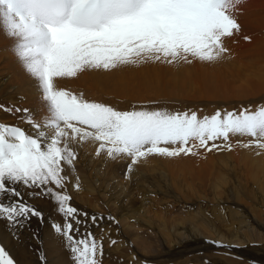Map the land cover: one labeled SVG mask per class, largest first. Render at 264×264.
Instances as JSON below:
<instances>
[{
	"label": "snow or ice",
	"instance_id": "1",
	"mask_svg": "<svg viewBox=\"0 0 264 264\" xmlns=\"http://www.w3.org/2000/svg\"><path fill=\"white\" fill-rule=\"evenodd\" d=\"M242 2L0 0V31L15 41L11 51L36 81L47 112L36 120L28 109L0 105L4 112L21 113L17 119L32 128L29 133L0 122V219L8 221L14 237L30 217L42 216L27 201L14 199L22 197L16 186L39 189L28 195L51 198L64 215V226L53 224V228L68 242L75 264H98L102 246L91 232L79 240L71 235L79 229H73L67 219H76L78 210L69 204L71 198L65 192L51 187L63 188L62 163L71 166L76 159L72 142H98L96 154L106 153L111 160L130 158L129 173L153 155H195L188 146L191 140L211 151L215 145L208 147L209 141L249 136L255 147L264 149V106L239 114L218 111L202 119L195 113L120 112L55 86L57 78H74L91 69L161 60L191 62L188 57L213 62L227 51L224 38L239 31L231 13ZM96 219L92 217L94 223ZM76 223L81 221L76 219ZM40 256L47 264L43 252ZM0 264H15L3 246Z\"/></svg>",
	"mask_w": 264,
	"mask_h": 264
},
{
	"label": "rangeland",
	"instance_id": "2",
	"mask_svg": "<svg viewBox=\"0 0 264 264\" xmlns=\"http://www.w3.org/2000/svg\"><path fill=\"white\" fill-rule=\"evenodd\" d=\"M248 38L255 44V36L248 34ZM242 41L244 40L239 37L236 38V36H234L233 39H231V37H226L223 40V45L227 51L219 58L215 70L210 72L207 76L209 78L214 74L220 75L219 79L226 86L228 84L230 87V89H227V98H213L212 100L206 98H192L194 94L192 91L196 88L191 84V86H189V82H192L193 84L195 81H191L190 78H184L189 76L188 74L182 76L179 82L181 84L187 83L183 86V91L185 93L181 92L182 88L180 85H170L171 82L169 83V81L172 80H170V78L174 76L170 77L168 73L162 72L158 75V78H150L151 71L149 70V66L156 61L143 63L147 65L145 67H148V69L139 71L138 73H143L144 75L138 73L134 75V71L136 72V65H122L111 70L91 69L80 72L76 76L79 81L78 83L72 82L74 80L73 78H65V80L71 82L66 84L63 81L64 78H57L55 80V86L57 89L67 90L77 96H82L86 101L100 103L120 112L161 111L169 114L188 113L189 115L195 113L200 119L206 116L210 117L218 111L222 114L226 112H235L239 114L240 111L245 109L250 112H255L258 106H264V68L260 70L258 69V71L251 72L250 74L248 67L250 68L252 66L251 62L248 61L246 57L237 60L239 57L238 54L242 55L238 50H240L241 47L245 48L246 46ZM14 42L13 39L5 36L3 31H0V73L9 72L8 77H10L12 71H20L16 82H6V75L4 76L6 78L3 82V78H1L2 75L0 74V105L28 109L36 119V117L43 115V111L47 113L46 108L41 101L36 81L25 72L16 56L11 51ZM239 46L240 48L238 49ZM226 54H228V57L226 56L227 58L224 57ZM233 55H237V58ZM5 58L14 60L18 67L17 70H14L10 63H6ZM230 58L232 60H229ZM188 60L193 64L197 63L193 57H188ZM161 61L163 67H165L167 63L163 60ZM240 63L247 65V70H244ZM134 66L135 70L133 68ZM179 66H181V64L176 63L174 69L176 70V75L180 73L183 74L184 72L185 66ZM113 71L124 73L121 81L115 86V90L118 88L122 90L116 91V93H114V90L109 89L112 85H104L92 78L93 75H96L99 72H103L106 76H109ZM243 75H245V77ZM259 75H261V77H259ZM131 76H135V78L129 79ZM245 78L253 79V82L255 83V87L253 86V83L250 84L253 89L248 92H243L242 89L241 81L246 80ZM254 78L256 80H254ZM257 81H259V83ZM249 88L250 87H248V89ZM254 88L256 89L254 90ZM172 89L178 91H173ZM257 89L259 90L257 91ZM34 90L38 91V94H35ZM16 91L18 92L16 97L17 100L12 102L9 98L12 96L10 94H13V92ZM256 92H259L260 94H257ZM241 95L246 98L241 99L236 97ZM34 97H38V99L35 100ZM8 101L11 102L9 103ZM0 113L4 114L7 112L0 110ZM15 114L19 115L20 113ZM11 125H18L26 132L27 130L32 129L29 124L23 123L20 119L16 120ZM29 133H31V131ZM244 144H251L253 146L244 147ZM254 144L255 142L253 141V138L249 136L230 135L227 142L223 139L209 141L208 147L215 145V147H212L211 151H208L207 147H200L198 141L195 140L189 141L188 146L192 147L193 152H215L219 153L218 155L230 151H237L238 153L250 152L254 154L264 150L255 147ZM75 145L77 148H74V151L77 156L76 159L72 161L71 166L62 163L64 169L62 175L65 177L63 188L56 189L55 186L51 187H53L55 191L65 192L71 198L69 204L78 210L76 219L81 221L80 224L76 223V219H67V222L72 223L73 229H79L78 232L73 231L71 235L76 240H79L88 232H91L95 240L102 246V255L97 257L98 264H195L196 262L199 264H207L210 260H214L216 257H226L229 259L227 264H264V198H262V194L258 192L263 173L257 168L256 164L253 165L256 162L247 161L239 156L234 159H228L229 161L226 160L228 166H233L234 169L236 168V172L229 171L231 169L227 168V178H229L230 185L232 183L233 185L235 184L233 187L236 188L238 197L240 198L238 200L242 203L238 202V204H236L234 198H232L229 201L225 200L224 202L226 203L220 199L219 202L215 201L211 204L209 199L204 200V196L201 193L204 191L208 194L207 197H209L210 190L208 186H204V190L201 189V192L199 191L200 198H194V201L192 202L189 200L185 202L180 199V196L176 193L178 190L176 192L171 190L170 184L174 183L177 186H185L182 178L186 176V180L191 181L192 179L189 174L186 175L185 171H181L180 169L170 170L169 166L179 163L177 161L171 162L173 157H165L167 159H163L161 156H150L147 159L150 163L148 165H151L152 168L150 166L144 168L145 163H140L141 167H139V169H142V171H138V174L132 176L133 172L136 170L131 173L128 172L129 165L131 164V162H129L131 159L127 162L128 157L111 160L107 157L106 153L97 155L98 142L91 140L83 143L75 142ZM161 146L168 148L177 147L173 145ZM71 147L73 149V146ZM183 155L184 154L176 156V158ZM214 164L215 162L212 163V168L208 167L209 170L219 173L216 165H223L218 162L216 165ZM234 164L238 165L234 166ZM87 166H89L88 169ZM246 169H248L247 174ZM180 174H182V176ZM235 175H240L238 183L236 182L237 179ZM90 177H98L100 182L94 183L90 180ZM190 183L194 184L196 187V182L192 181ZM121 184H123V187L126 189L123 192L120 190ZM16 187L22 193V197L14 199L27 201V203L33 206L38 212L42 213V216L30 217L22 228L17 229L15 237L9 229L8 221L6 219H0V246H3L9 252L14 259L15 264H20L21 262L23 264H43L40 256L41 252H43L47 264H75L72 258V253L68 247V242L62 235H58L53 228V224H58L63 227L66 223L64 215L57 211V205L55 202L47 196L30 197L28 195L29 192L40 191L39 189H29L22 185H17ZM248 190H252V192L256 191L255 196H259L260 199H263L256 212H254L253 207V205L256 204L250 200ZM245 198L247 200H245ZM149 199H153L152 209L146 208L147 205H145ZM5 202H7V198H5ZM90 203H93L92 206ZM233 203H235V205ZM200 208L206 213V216L213 212L211 211V208L220 209L224 214H219L226 218L228 217L227 214H229L230 210L238 212V215H244L245 213V219L251 218L249 216L251 212H254V214H260L256 215L257 217L253 214V217L255 218V226L253 228L254 231L257 232L255 233V239L252 240L257 242L252 243L250 246L253 247V253L251 250L245 249L244 246L227 242V236L229 232L231 233V227H227V229L225 226H221L217 219V217L220 218V216L217 215L216 212V216L213 215L212 217L206 218L204 213H201L200 216L204 217L214 225V231L218 230L219 233H223L226 241L216 239L213 232L210 234H204L202 229L199 228L200 225L199 222H197L199 220V218H197L198 216H196L195 219H189V216H195L196 212L199 213ZM208 209L211 211L210 213ZM188 211H190L191 214L187 213ZM85 213L87 215H84ZM122 215H126L129 218L124 219L125 217ZM93 216L97 218L95 223L92 220ZM187 220L189 223L185 222ZM247 220L253 225L251 221L252 219ZM181 222L184 223L183 226H185V224L186 226L190 225L192 228L191 230L197 237L185 240L183 236V242L181 239V233L174 230L177 223ZM126 225H128L129 230ZM234 229L236 231L235 227ZM138 240L144 241L145 244L141 247L136 246ZM113 241H115V243H112ZM253 244L254 246H252ZM16 248L18 250H16ZM22 249V261L20 260L18 262L17 251ZM168 252L172 254L165 255ZM230 259L235 262L230 261ZM217 263L219 264L220 261H217ZM221 264H223L222 261Z\"/></svg>",
	"mask_w": 264,
	"mask_h": 264
},
{
	"label": "bare ground",
	"instance_id": "3",
	"mask_svg": "<svg viewBox=\"0 0 264 264\" xmlns=\"http://www.w3.org/2000/svg\"><path fill=\"white\" fill-rule=\"evenodd\" d=\"M234 17V19L237 21V23L239 24V31L238 32H234V34L231 36V39L234 38V36H236V38H240V39H243L244 41H242V43H244L246 46L245 48L241 47L240 46L238 47V49L240 48V50H238L242 55L238 54L239 57L237 58V60H241L243 58H247L248 61L251 62V69L243 64V63H240L241 67L244 68V70H247V67L248 69L250 70V74L251 72H254V71H258V69H263L264 68V0H243V2L239 5L236 6L235 10L231 13ZM248 34H251L253 36L256 37V42L255 44L248 38ZM225 39V38H224ZM243 48V49H242ZM236 49V48H235ZM237 51V52H238ZM244 55V56H243ZM228 57V54H226L224 57L227 58ZM230 56V55H229ZM2 57V56H1ZM233 58V57H231ZM229 59V60H232V59ZM235 58V59H236ZM6 60V63H10L11 67L14 69V70H17V65L16 63L14 62V60L12 59H7L5 58ZM11 60V61H10ZM197 61L196 64H193L191 62H184V61H181L179 62V64H181V66H185L184 67V72L183 74L180 73V74H177L176 75V70L175 67H176V63H167V65L165 67H163V63L162 61H156V62H153L151 63V65L149 66V70L151 71L150 72V78H158V75H160L162 72H165V73H168L169 76H174L172 78H170L171 81H169L170 85H180L181 86V92L185 93L183 91V86H185L187 83H179L180 80H181V77L188 74L189 76H186L184 78H190L191 81H195L193 84L192 82H189V86H193L195 87L196 89L193 90L192 92L194 93L192 98H206V99H210L212 100L213 98H227V89H230L229 85L227 84V86L219 79L220 78V75L219 74H214L213 76L211 77H207L210 72H212L213 70H215L217 64H218V60H215L213 62H201L200 60L198 59H195ZM228 60V59H227ZM228 60V61H229ZM233 63V62H232ZM14 65V66H13ZM147 66L146 64H143V63H140V64H136V72L134 71V75H136L139 71H144L146 69H148V67H145ZM179 66V67H181ZM134 70H135V66L133 67ZM1 69V67H0ZM5 69V68H4ZM10 69V68H9ZM20 69V68H19ZM18 69V70H19ZM2 71V70H1ZM263 71V70H262ZM17 72V74H16ZM247 72V71H246ZM9 73V72H8ZM8 73H0L2 75L1 78H3V82L5 81V78L4 77L5 75L7 76V80L6 82H9V81H14L16 82L17 80V76H19V73L20 71H12L10 77H8ZM238 73V72H237ZM240 73H241V70H240ZM248 73V72H247ZM261 73V72H260ZM140 75H144L143 73H138ZM201 74V76H200ZM256 74V73H255ZM262 74V73H261ZM124 75V73H121V72H116V71H113L111 72V74L109 76H106L103 72H99L98 74L96 75H93L92 78L96 81H99L100 83H103L104 85H107V84H110L112 85L111 90H114V93H116V91H121L122 89L118 88L115 90V86L119 83V81H121V78H123L122 76ZM176 75V76H175ZM247 75V74H246ZM245 77V75H243ZM259 77H261V75H259ZM135 78V76H131L129 79H133ZM175 78V79H174ZM242 78V77H241ZM251 78V77H250ZM74 80L72 82H75V83H78V79L77 77H74L73 78ZM86 79V78H84ZM246 79V78H245ZM240 80V79H239ZM254 80H256L254 78ZM259 80H263V79H259ZM1 81V83H2ZM64 83L66 84H69L71 83L70 81H67L65 80V78L63 79ZM234 81V80H233ZM242 82V89H243V92L245 91H249L253 88H251L250 84L253 83V86L255 87V83L253 82V79H246V80H243L241 81ZM259 83V81H257ZM256 82V84H257ZM262 82V81H261ZM18 83V82H17ZM263 83V82H262ZM15 84V83H14ZM13 84V85H14ZM98 84V83H97ZM191 84V85H190ZM195 85V86H194ZM234 86V84H233ZM6 87V86H5ZM248 87H250L248 89ZM7 88V87H6ZM257 88V87H256ZM254 88V90L256 89ZM261 88V87H259ZM11 90V88H10ZM108 90V88H107ZM173 91H178V90H174L172 89ZM180 90V89H179ZM259 89H257L258 91ZM261 90V89H260ZM9 91V90H8ZM26 91V90H25ZM29 91V90H27ZM33 91V90H32ZM263 91V90H261ZM31 92V91H30ZM29 93V92H28ZM34 93L35 94H38V91H35L34 90ZM257 93V92H256ZM7 94V93H6ZM17 94L18 92H13V94H10L8 96H10L9 98L11 99L12 102H14L17 97ZM257 94H260L259 92ZM4 95V94H3ZM34 95V94H33ZM5 96V95H4ZM255 96V95H254ZM30 97V96H28ZM229 97V96H228ZM236 97H239V98H246L245 96L241 95V96H236ZM35 100L38 99V97H34ZM230 98V97H229ZM232 98V97H231ZM2 99V98H1ZM7 100V99H6ZM223 100V99H222ZM3 101V99H2ZM10 101V102H11ZM9 102V101H8ZM9 102V103H10ZM6 103V102H5ZM12 104V103H11ZM22 109V108H21ZM43 115H40L39 117H36V120H41L43 117L46 116L47 113H45L44 111L42 112ZM21 113L19 115H16V114H10V113H4V114H1L0 113V121H2L4 124H7V125H11L13 122H15L17 119V117H20ZM24 123V122H23ZM32 131L31 130H27V132H30ZM78 145V144H77ZM71 146H73V150L74 148H77L75 147V142H72L71 143ZM196 153L195 155H183V156H180L178 158L176 157H173V159H171V162H174V161H177L179 163H176L174 165H171L169 166L170 170H173V169H180L181 171H185L186 172V175L189 174L191 176V181H188L184 178L183 181H184V185L185 186H177L176 184H170L171 185V190H173L174 192H176L178 190V192H176L178 194V196H180V199L184 200L185 202H187L188 200L190 202L194 201L193 199L194 198H200V190L203 189L204 186H208L209 190H210V196H208L207 193H205L204 191L201 192L204 196V200H208L209 199V202L214 203L215 201L219 202V200L221 199L223 202L225 200L229 201L230 199L234 198V202L236 204L239 203H242L240 202L238 199H240L238 197V193L236 191V188L233 187V183L230 185L229 184V178H227V175H228V172H227V168H230L231 170L229 171H234L236 172V168L234 169V167L232 166H228L226 164V160L228 159H234V158H237L238 156L239 157H242L244 158L245 160L247 161H254L256 163H254L253 165H257V168L261 170V172L263 173V176L261 177V182H260V188L259 189V193L262 194V198H264V150H261L259 152H256L254 154L250 153V152H240L238 153L237 151H230V152H225V153H222L220 155H218L219 153H215V152H211V153H205V152H200V151H197V152H194ZM77 156V155H76ZM163 159H167L165 157H163ZM130 160V158L127 159V162ZM244 160V161H245ZM82 161V160H81ZM229 161V160H228ZM227 161V162H228ZM233 161V160H232ZM237 161V160H236ZM131 162V160L129 161ZM215 162L214 165L218 163H220L221 165L223 166H219L218 164L216 165V167H218V172H212L209 170L208 167L212 168V163ZM231 162V160H230ZM229 162V163H230ZM79 163V162H78ZM86 163V162H85ZM140 163L144 164L145 163V167L144 168H147L148 166L151 167V165H148L150 164L149 163V160L147 159L146 161H141ZM140 163H138L137 165H135L133 167V170L132 171H135L133 172V175H136L138 174V171H142V169H139V167H141ZM87 164V163H86ZM233 164V163H232ZM231 164V165H232ZM239 164V163H238ZM237 164V165H238ZM241 164V162H240ZM251 164V163H250ZM88 165V164H87ZM236 164H234L235 166ZM236 165V166H237ZM143 167V166H142ZM246 167V166H245ZM89 168V166H87V169ZM152 168V167H151ZM150 168V169H151ZM243 168V167H242ZM252 168V167H251ZM256 168V170H257ZM240 169V168H239ZM247 172L246 174L248 173V169H246ZM146 171V169H145ZM148 171V170H147ZM210 171V172H209ZM151 172V171H150ZM153 172H154V169H153ZM152 173V172H151ZM176 173V172H174ZM238 173V172H237ZM252 174V173H251ZM165 175V174H164ZM179 175V174H178ZM182 176V174H180ZM167 176V174H166ZM236 176V175H235ZM238 176V177H237ZM236 176V179H237V183L239 181V176L240 175H237ZM249 176V175H248ZM175 177V176H174ZM250 177V176H249ZM253 177V176H252ZM154 178V177H153ZM242 178V176H241ZM260 178V177H259ZM116 179V178H115ZM178 179V178H177ZM90 180L94 183H99L100 182V179L98 177H90ZM179 180V179H178ZM116 181V180H115ZM119 181V180H118ZM171 181V180H170ZM196 182V187L198 185L197 188L194 186V184H191L190 182ZM232 181V180H231ZM255 181H258V180H255ZM179 182V181H178ZM172 183V181H171ZM245 183V182H244ZM119 184V183H118ZM208 184V185H206ZM252 184V183H251ZM180 185V184H179ZM125 186V185H124ZM241 186V184H240ZM254 186V185H253ZM259 186V185H258ZM237 187V186H236ZM246 187V186H245ZM257 189V190H258ZM122 192L125 191L126 189L123 187V184H121V189ZM119 190V191H120ZM182 190V191H180ZM204 190V189H203ZM239 190V189H237ZM255 190V188H254ZM200 191V192H199ZM121 192V191H120ZM249 192V195H250V200L255 203L256 205H253L254 207V212H256V210L259 208L260 204H261V201H263V199H260V197H256V191L255 192H252V190H248ZM247 193V192H246ZM212 194V195H211ZM244 194V193H243ZM156 195V194H155ZM247 195V194H246ZM245 195V196H246ZM212 196V197H211ZM240 196V195H239ZM175 197V196H174ZM207 197V198H206ZM223 197V199H222ZM248 197V196H246ZM206 198V199H205ZM249 198V197H248ZM154 199V198H153ZM153 199H149L145 205L146 208H153L152 205H153ZM243 199V198H242ZM245 200H247L245 198ZM174 202V201H173ZM226 203V202H224ZM235 203H233L235 205ZM93 204V203H92ZM92 204L90 203V205L92 206ZM193 204V203H192ZM216 204V203H215ZM219 204V203H218ZM248 204V203H247ZM94 206V205H93ZM209 206V204H208ZM218 207V206H217ZM243 207H244V203H243ZM203 209V208H202ZM206 209V208H205ZM222 209V208H221ZM231 209V207H230ZM190 210V209H189ZM209 210V209H208ZM227 210V209H226ZM198 211V210H197ZM213 211V212H211ZM211 211L209 210V215L206 216L204 213V211L201 210L200 208V212L195 214V216H189V219H195L196 216H198L197 218H199V220L197 222H199V225L202 229V232L204 234H210L211 232H213V235H215L216 239H220V240H224L226 241V238L223 236L224 234L223 233H219L218 230H215L214 231V225L208 221L207 219H205L204 217L200 216L201 213H204L205 217H212L213 215L216 216L215 214L217 213V215L220 216V218L217 217L218 219V222L220 223L221 226H225V228L227 227H231V233L229 232L228 233V236H227V242L228 243H232V244H236V245H241V246H244L245 249L247 250H251V252L253 253V247H250L252 243L254 242H257V241H252L255 239V236L257 232L254 231V220L255 218L253 217V214L254 212L249 215L251 218H247L249 220L252 221V224L248 222L247 219L244 218V215H238V212H235V211H231L229 212L228 217H224L223 215H220V214H224L223 212H221L220 209L218 208H211ZM228 211V210H227ZM226 211V212H227ZM249 211V210H248ZM216 212V213H215ZM225 212V211H224ZM246 212V211H245ZM149 213V212H148ZM187 213H190V211H188ZM220 213V214H219ZM228 213V212H227ZM146 214V213H145ZM241 214V213H240ZM162 215V214H161ZM255 217H257L256 215H260V214H254ZM123 217H125L124 219L126 218H129L128 216L126 215H122ZM248 216V215H247ZM182 217V216H181ZM138 218V217H137ZM163 218V217H162ZM227 219V220H226ZM176 220V219H175ZM181 221V220H180ZM191 221V220H190ZM129 222V221H128ZM187 223H189V221H185ZM150 224V223H149ZM153 224V223H152ZM183 222L181 223H177V225L175 226L174 230L176 232H180L181 235H182V241H183V236L185 238V240H188V239H194L196 238L197 236H195V233L191 230L192 228L190 227V225L186 226H183ZM260 224V223H259ZM198 225V224H197ZM127 226V229L129 230V227L128 225ZM150 226V225H149ZM154 227V226H153ZM234 227L236 228V231L234 229ZM260 227V226H259ZM262 227V226H261ZM171 228V227H170ZM224 228V229H225ZM152 229V228H151ZM193 229H196V228H193ZM200 229V230H201ZM228 229V228H227ZM170 231V230H168ZM195 231V230H194ZM152 232V231H151ZM150 232V233H151ZM162 233V232H161ZM179 233V234H180ZM226 233V232H225ZM108 234V233H107ZM152 234V233H151ZM170 234V232H169ZM197 234V233H196ZM163 235V234H162ZM260 235V233H259ZM171 237V236H170ZM202 237V236H201ZM169 238V236H168ZM167 238V239H168ZM174 238V237H173ZM222 238V239H221ZM169 240V239H168ZM261 240V239H260ZM170 241V240H169ZM167 241V242H169ZM171 242V241H170ZM184 242V241H183ZM145 244L144 241L142 240H138L136 242V246L138 247H141ZM172 244V243H171ZM258 244V243H257ZM173 245V244H172ZM171 245V246H172ZM179 245V244H178ZM254 246V244L252 245ZM174 247V246H173ZM159 249V248H158ZM16 250H18L16 248ZM170 251V250H168ZM167 252V251H166ZM161 253V252H160ZM169 254H172L170 252H168L167 254L165 255H169ZM250 254V253H249ZM252 255V254H251ZM164 256V255H163ZM17 260L18 262L21 260L22 261V257H23V249L22 250H19L17 251ZM165 257V256H164ZM169 257V256H168ZM259 258V257H258ZM217 261H220L219 264H221V261L223 264H227L229 262V259H227L226 257H220V258H215L214 260H210L207 264H218ZM230 261H234L232 259H230ZM24 262V260H23ZM235 262V261H234ZM20 264H23L22 262ZM180 264V263H179ZM195 264H199L198 262H196Z\"/></svg>",
	"mask_w": 264,
	"mask_h": 264
}]
</instances>
